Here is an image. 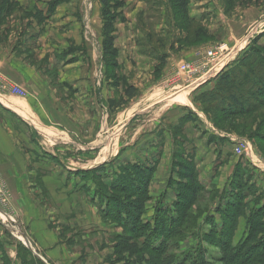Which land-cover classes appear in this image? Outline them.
I'll list each match as a JSON object with an SVG mask.
<instances>
[{
	"label": "rangeland",
	"instance_id": "1",
	"mask_svg": "<svg viewBox=\"0 0 264 264\" xmlns=\"http://www.w3.org/2000/svg\"><path fill=\"white\" fill-rule=\"evenodd\" d=\"M16 1L18 2L13 13L0 24V62L6 63L5 68L0 66V99L19 102L28 112L25 117L31 118L32 114L34 116L31 118L33 122L29 120L32 124L26 125L19 115L11 111L6 112L11 129V132H8L15 142L19 140L17 143L19 150L21 143L31 142L34 149L39 151L37 154L33 153L29 160L26 159V165L31 162L30 167H34L32 164L35 162L32 160L41 162L40 166L46 168L51 161L57 162L56 158L51 156L55 150L52 142L55 139L63 141L66 138L63 131L78 137L79 142H83L84 145L91 143L90 146H84V149H78L69 143L68 146L56 144L66 151L71 160L82 164L87 161L88 165L95 164L101 158H111L103 174L107 181L114 171L121 169L127 162H155L159 158L160 149H153L150 152L151 141L150 139L146 141L145 137L141 138L143 136L141 134L155 130L156 124L158 125V121L163 118H165L163 128H166L167 121L173 120L181 108L182 102L175 100V96L178 94L187 96L191 89L190 84L215 61L226 59L225 61L231 62L230 64L235 63L248 49L247 45L256 39L251 37V43L248 44L246 38L250 34L257 35L264 28V0H190L189 13L201 21V24L182 19L171 0H125L115 32V47L118 50L117 59L120 67L117 65L112 67V63L109 65L110 57L102 62L95 60L92 54L93 50L102 51L104 47L103 20L98 0H72L71 4L67 0L58 6L59 10L57 8L51 16L47 12L50 0H40L45 9L42 23L35 16V11L23 6L21 0ZM1 2L2 0L0 5ZM5 5H12V2H5ZM73 9H77V12H73ZM224 14H227V17ZM66 16L77 18V23L72 25L75 20L69 22L65 20ZM231 33H236L238 39H232ZM171 41L174 45L173 50L169 48ZM262 41L264 42V39ZM169 50L172 51L171 58L174 60L155 61V53ZM211 52L215 56L211 55ZM178 61L181 62L180 65L176 64ZM98 75L100 84L103 85L102 101L107 106L105 112L97 99V88L100 86ZM201 77L200 81H195V86L204 80L202 79L204 77ZM124 79L137 85L135 86L137 95L120 109L110 110L109 100L118 99L124 94ZM13 85L21 87L24 93L15 91L11 87ZM195 95L196 91L189 96L193 100L192 97ZM85 98L89 100L83 104ZM199 106L202 108L205 105ZM134 109L140 112H133ZM167 109H170V113L166 112ZM210 111L211 118H215L219 126L235 134L238 140L250 142L252 154L247 156L248 159L246 156L240 159L264 192L262 164L264 139L256 135L259 131L264 132V105L246 115L225 118L224 122L219 118L220 114L217 111ZM136 113L138 116L130 120ZM103 115L107 120L104 129L99 131ZM190 139L193 141L192 145L185 141L189 152L193 149L195 138L192 136ZM95 140L97 141L93 144ZM101 144H108V147L102 150L100 157L97 156L99 149L93 152L86 151L87 147H97ZM168 144L175 149L172 137L168 139ZM22 147L24 149L26 146L23 144ZM120 150V154L112 157L113 153ZM78 155L80 160L76 157ZM230 155L236 157L233 153ZM215 166L212 165L210 169L202 171L205 191L199 194V200L187 211L194 219L186 223V228L183 225L180 229L183 232L185 228L182 240H175V235L173 237L159 235L162 239L154 244L150 243L149 246H153V249L151 247L147 249L141 244L142 239L138 243L135 236L126 238L125 235H129L130 229L126 228L122 221L116 223L111 219L107 220L98 210L104 224L102 226L95 221V217L99 216L92 210L93 216L89 215L88 218L93 217L94 221L90 222V228L84 227L85 230H91L90 233L85 232V236L89 234V237L83 238L79 227H75V233L81 232L78 233L80 234L78 238L64 233L60 235L63 242L68 237L75 238L74 243L77 246L72 251L77 254L72 264H124L130 259L148 263L150 258L155 259L157 251L162 249L173 256H181L183 252L186 255H193L187 263L193 264V257L199 258V254H195V248L200 243L205 250L207 249L205 255L207 264H227L223 260V250L215 242L197 238L198 230L209 233L211 229L210 225L205 223L206 215L212 214L218 223L221 222L217 208L221 204V192L228 189V186L222 188L223 183L226 177L229 178L230 173V177L232 176L233 171L229 167L220 169L219 165L215 170ZM30 170L21 171V214L30 207L34 210L39 209L42 216L58 215L57 210L61 211L60 203H50L51 194L43 186L40 172ZM161 170H166L168 177V165L162 166ZM165 172H160L157 182L151 185L152 199L142 216L143 222L152 223L155 206L161 199V193L167 191L166 199H163L164 204L171 207L175 204L178 186L173 184L170 188L159 187ZM212 172H218V176L224 181L219 179L216 183L211 182ZM62 175H65V172ZM79 175L81 181L92 176L91 174L83 176L81 173ZM171 175L173 180L179 179L176 171L171 172ZM12 189L0 173V209L7 214L0 215V230L4 232L3 236L7 241L20 243L18 240L20 235L7 228L15 224L8 215L18 213ZM162 189L165 191L162 192ZM107 192L111 194V191ZM55 197L60 198L56 194ZM74 206L78 208V204ZM49 208L53 209L49 211ZM246 234V220L241 218L234 242L238 243ZM28 237L35 244L33 235ZM64 243H68L69 248L75 246L69 245L67 241Z\"/></svg>",
	"mask_w": 264,
	"mask_h": 264
},
{
	"label": "trees",
	"instance_id": "2",
	"mask_svg": "<svg viewBox=\"0 0 264 264\" xmlns=\"http://www.w3.org/2000/svg\"><path fill=\"white\" fill-rule=\"evenodd\" d=\"M8 1H11L12 5H5V2ZM65 1L67 0H50L48 15L54 14L58 6ZM98 1L101 5L104 35L101 61L104 62L103 60L110 57L109 65L112 63V67L116 65L120 67L117 59L118 50L115 47V32L116 23L121 19L123 13L125 0ZM17 2L16 0H2L0 24L13 13ZM171 3L174 9L180 12L182 19L201 24V21L189 13L190 0H171ZM43 13L42 10H37L35 13L40 23H42ZM172 43L173 41L169 46L170 50L174 48ZM170 50L155 53L154 59L159 62L167 60L172 52ZM213 80V88L200 91L194 96L193 101L205 105L201 109L216 128L227 131L218 125L215 118H211L210 110L217 111L220 114L219 118L224 122L225 118L229 119L235 115L243 116L264 105V44L259 43V38L254 39L244 54L233 65L220 71ZM124 87L123 95L118 99L109 100L110 110H118L121 106L126 105L128 100L136 97L137 88L126 79H124ZM196 118L190 111L180 118L178 124L170 126L175 144L171 172L176 171L179 179L173 180L170 174L167 186L170 188L176 184L178 191L173 207L163 203L167 191L161 193V199L159 198L160 200L155 206L152 223L143 222L142 216L146 212L148 202L152 199L150 189L160 163V151L159 158L155 162H127L121 169L113 172L109 181L103 176L108 163L78 172L83 176L92 175L83 178L85 182L83 189L87 193L92 192L91 200L99 208L102 217L116 223L122 221L124 226L130 229L129 235H125L126 238L135 236L138 243L142 239L143 243L141 244L147 249L151 247L150 243L154 244L162 239L159 235H169L170 237L175 235V240H182L186 225L194 219L190 213L188 215L187 211L199 200V194L205 191V184L200 179L195 147L193 145L192 151L189 152L185 143V141L190 143L185 133V124L189 120L195 121ZM256 135L264 139V132L259 131ZM213 139L215 137L210 138L211 141ZM107 190L111 191V194ZM262 191L255 182L254 175L239 160L235 164L228 189L221 192V204L217 208L218 214L221 215V222L218 223L212 214H208L205 223L210 225L209 233L203 232L201 229L198 230L197 238H201L202 241L212 240L210 242H215L223 250V260L227 264H264V192ZM175 213L177 218H175ZM241 218L246 220L247 234L238 243H235L234 238ZM183 225L185 228L182 232L180 229ZM189 228L191 227L189 226ZM178 234L180 235L177 236ZM151 248L153 249V246ZM195 249V254H199V258L193 257V264H207L205 262L207 249L205 250L201 243ZM156 254L157 257L150 258L148 263L130 259L128 263L124 264H187L193 256L186 255L184 252L181 256H173L163 249L157 251ZM18 257L21 264H44L40 258L21 244L18 245ZM3 264L13 263L8 257H4Z\"/></svg>",
	"mask_w": 264,
	"mask_h": 264
},
{
	"label": "crops",
	"instance_id": "3",
	"mask_svg": "<svg viewBox=\"0 0 264 264\" xmlns=\"http://www.w3.org/2000/svg\"><path fill=\"white\" fill-rule=\"evenodd\" d=\"M68 1H69L68 2L69 4L73 2L72 0H68ZM68 3H65V4H68ZM21 4L25 7H28L30 10L35 11V13L37 12V10L45 11L43 5L40 4V0H21ZM59 8L57 10H59ZM72 11L77 12V9H73ZM224 15L226 16V14ZM76 19L77 18L73 16L65 17V20L67 21L69 20V22H73L75 20V22H73L72 25L77 23ZM231 34L233 36L232 39H238L236 33H231ZM251 37L259 38V43L264 44V42L262 41L264 39V28L257 35L250 34V36L246 38L249 41L248 44L251 43V40H252ZM95 50H93L92 52L93 58L95 60L97 59L98 61H100L102 57V51L98 49V51L96 52ZM168 59L171 61L174 60L173 58H171V53H170V56L167 58V60ZM222 60L223 59H221V61ZM221 61L220 62L215 61V63L210 65V67L204 72L205 74L203 73L204 75L202 74L196 79H194L192 84H190L191 89L188 95L186 96V102L180 103L181 108H179L178 114L174 115L175 118H173V120L167 121L166 128H163V124L165 121V118H163L158 121L159 124L158 125L156 124L155 130L153 129L150 131H145L144 133L141 134L143 135L141 136V138L145 137L146 141L150 139L151 141L149 145L151 148L149 149L150 152H152L153 149H156V150L157 148L160 149V163L157 166V170L154 175L152 186L157 182L160 172L166 171V170H161V167L167 164L168 169H169V175L167 177V172H165L164 178L160 182L161 186L159 185V187H163V186L167 187L168 179L171 174V163H172V153H173L172 147L171 146L169 147V144H168V139L169 138L171 139L172 137L171 132H170V126H174L178 124L180 118L190 113V111H192V115L197 118L195 121L189 120L186 122L185 133L189 139L192 136L193 138H195L193 145L195 147L196 161L198 164V169L200 172V179L202 182H203L202 171H206L207 169H210L212 165L213 166L216 165L215 170H217V165H219L220 169H224V168L226 169L229 167V169L233 171L235 164L239 160H241L240 156L235 155L232 149V147L234 148L233 139L237 138V136L233 134L232 132H227V131L219 130L218 128H216L213 125V123L207 118L205 113L202 111L199 104L195 103L189 96L191 93H194L195 91L197 94L202 90L213 88L214 86L213 79L217 76V74L220 71H222L224 68H227L228 66H231L234 63L233 62L232 64H230L231 62L225 61L223 63V66H221L222 64ZM179 62L180 61H178L176 64L180 65L181 62L180 63ZM0 66L5 68L6 63H4V61L0 62ZM201 76L204 78H202ZM99 77L100 75H98V83L100 84ZM200 77L204 80H202L195 86L194 85L196 83L195 81L199 80ZM20 79L21 77L18 78V80ZM192 85H194V87ZM134 86H137V85H134ZM102 93H103V85L100 84V86L97 88V96H98L97 99L99 100L100 105L103 108V111L105 112L107 110V106L102 101ZM87 100L89 99L85 98V101H83V104L84 102L86 104ZM9 111L14 112L16 115H19L24 120L23 124L31 125L32 124L31 122H33L32 121L33 119L27 118L23 116L22 114H19L11 107H8L7 105H5L0 99V173L2 174L4 179L9 184V187L13 188L12 194H14L16 198L14 203L18 205V213L15 211L16 214L8 215L10 216L11 220L15 221L16 225L14 224V226L12 227L8 226L7 228L13 231L12 229L14 227H17L18 229H20L21 233L25 235V237L27 238L29 242H27L26 244L25 242H23V239L19 236H18V240L20 241V243L14 242V241H7L5 239V236H3L4 232L0 230V264L4 263V257H8L9 260L13 264H21V260L18 257V245L19 244L29 249L33 253V255L40 258L44 262V264H55V263L72 264L75 262L74 256H76L77 254L74 251H72L77 246L74 243V239L78 238L80 235L78 233H81V232H82L81 234L83 238L89 237V234L85 236V232L90 233L91 230L89 229L85 230L84 227L90 228L91 226L89 225L90 222L94 221L92 219L93 217L88 218L89 215L93 216L92 210L94 213H97L99 216V213H98L99 209L91 200L92 192L86 193V191L83 189L85 182L80 180V175L78 174V172L98 167L99 165L103 163H109L111 158H108V157L101 158L100 161L98 162H95L96 161L95 160L94 161L95 164H89V165H88L89 161L87 160H86L87 163L83 162V164L79 161L71 160V157L68 156L67 153H65L66 151L64 152L62 148L57 146L58 144L56 143H60L61 145H66V146H68V143H69V145L77 147L78 149H84L83 148L84 146L85 147L90 146L89 144L91 143L84 145L82 144L83 142L82 143L79 142L80 139L78 137H75V136L73 137L72 135L68 134V132L66 133L63 131L62 132L64 133L63 136L66 138L63 141H59V139L58 140L55 139L54 142H52V144H54V146L52 145L53 149L55 150L51 156L56 158L57 162L52 163L51 161V164H49L46 168V167L40 166L41 162H37V160H32V162H35L32 164L34 167H30L31 162H29L26 165L25 163L26 159L29 160L33 153L37 154L39 151L37 149H34L35 147L32 146L31 142L23 143L26 146L24 149L22 147L23 144L21 143V150H19L18 145H17V143H19V140L18 142H15L12 135H10V133L8 132V131L11 132V129L9 126L10 121H8L9 118L6 116L5 113L6 112L8 113ZM169 111L170 109H167L166 112H169ZM133 112H140V111L137 109H134ZM33 116L34 115H32L31 118ZM137 116L138 114L136 113L135 115L131 117L130 120H134ZM104 117L105 116L103 115L102 120H101V129L99 131H102L104 129V123L107 120ZM154 137L156 138L154 139ZM212 137H215V139L211 141L210 138ZM97 138H99V135H97ZM139 138L137 139V141L139 140ZM31 140L34 141L32 138ZM96 141L97 140L93 141L92 143L94 144V142ZM192 142L193 141H191L190 139L191 145H192ZM107 147H108V144H104V145L101 144V145H98L97 147L96 146L87 147L86 151L93 152L94 150L99 149L97 156L99 155L100 157L102 150H104ZM67 149L68 147L65 148V150ZM120 153H121V150L113 153L112 157ZM231 153H233L236 157L233 158V156L230 155ZM37 156H39V154ZM76 157L79 159L80 155ZM262 164L264 163L262 162ZM203 166H204V169H203ZM28 170L40 172L41 174L40 177H41L43 186L47 190H49V193L51 194V196L49 194V196L51 197V199L49 200L50 203L56 202V203H60L61 205L60 206L61 211L57 210L58 215L49 216L48 214L46 215L44 214L45 216H42L40 214L41 212L39 213L38 211L39 209L34 210L33 208H30V207H28V210H26L25 212H23V214H21V171H28ZM63 172H65V175L61 176ZM212 173H213L212 174L213 179H210L211 182L216 183L217 180L219 179L222 180V182L224 181L221 177L218 176V172H212ZM230 174H229V178L226 177V180L223 183L222 188L228 186L230 179H231ZM63 176L65 177L63 178ZM152 188L153 187H151V189ZM52 189H56V190L52 191ZM163 191L165 190L162 189V192ZM53 192L60 198L55 197V194ZM74 204H78V208L74 206ZM45 206L47 207V205ZM52 209L53 208H49L48 210L50 211ZM3 214H6V212L0 209V215H3ZM95 218H96L95 221H97V223L99 224L101 223V225L104 226L103 221L100 216L98 218L97 217ZM56 221L58 222V225ZM75 227L76 228L79 227L78 229L82 231L75 233L76 232ZM66 229H69V230H66ZM63 233L72 235L73 237L75 236V238L71 236L72 238L68 237L66 239V241L69 242V245H72V246L75 245V246H73L72 248H69L70 246H68V243H64L66 241L63 242L60 240L61 238L60 235H62ZM31 235H33L34 237L33 241L35 244H33V242H31V238L28 237V236L31 237Z\"/></svg>",
	"mask_w": 264,
	"mask_h": 264
},
{
	"label": "built area",
	"instance_id": "4",
	"mask_svg": "<svg viewBox=\"0 0 264 264\" xmlns=\"http://www.w3.org/2000/svg\"><path fill=\"white\" fill-rule=\"evenodd\" d=\"M211 55H214L213 52H211ZM215 56V55H214ZM180 73V72H179ZM15 91H19L21 93H24V90L21 89V87L17 86V85H13L11 86ZM234 142V148L233 151L235 153V155L240 156V157H244V156H249L250 154H252L253 152V148L250 144V142L245 141V140H238V138L233 139ZM13 223H15V221L12 220ZM13 232L16 234L18 233L20 236H22L24 238L23 242H25L27 244L28 240L27 238L23 235V233H21L20 229H18L17 227H14ZM19 236V237H20ZM22 238V239H23Z\"/></svg>",
	"mask_w": 264,
	"mask_h": 264
},
{
	"label": "bare ground",
	"instance_id": "5",
	"mask_svg": "<svg viewBox=\"0 0 264 264\" xmlns=\"http://www.w3.org/2000/svg\"><path fill=\"white\" fill-rule=\"evenodd\" d=\"M225 60L226 59H224V60H222L221 61V66H223V63L225 62ZM218 65V64H217ZM220 66V67H221ZM219 70V69H218ZM175 97H177L175 100H177V101H180V102H186V96L184 95V94H178L177 96H175ZM1 101L5 104V105H7L8 107H11L12 109H14L16 112H18L19 114H23V116L26 114V110H24V105L23 104H21V103H17V102H10V101H6V100H4V99H1ZM13 101V100H12ZM174 102V101H173ZM189 102V101H188ZM28 113V112H27ZM28 115H30V114H28ZM33 115V114H32ZM31 115V116H32ZM31 119V118H30ZM37 124V123H36ZM120 132V131H119ZM106 147V146H105ZM113 149V148H112ZM102 156H103V154H102ZM105 158V157H104ZM97 161V160H96ZM92 162H94V161H92ZM22 237V236H21ZM23 238V237H22ZM23 240H24V238H23ZM29 242V241H28Z\"/></svg>",
	"mask_w": 264,
	"mask_h": 264
},
{
	"label": "water",
	"instance_id": "6",
	"mask_svg": "<svg viewBox=\"0 0 264 264\" xmlns=\"http://www.w3.org/2000/svg\"><path fill=\"white\" fill-rule=\"evenodd\" d=\"M25 236V235H24Z\"/></svg>",
	"mask_w": 264,
	"mask_h": 264
}]
</instances>
